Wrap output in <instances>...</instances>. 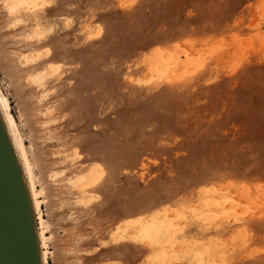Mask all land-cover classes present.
I'll return each mask as SVG.
<instances>
[{
	"label": "rangeland",
	"instance_id": "rangeland-1",
	"mask_svg": "<svg viewBox=\"0 0 264 264\" xmlns=\"http://www.w3.org/2000/svg\"><path fill=\"white\" fill-rule=\"evenodd\" d=\"M11 2L0 0V94L30 164L46 264H264V0ZM91 167L89 185L70 180ZM241 183L247 206L228 222L184 209L201 186L245 200ZM173 208L184 216L153 238L176 230L179 261L152 263L158 245L117 227ZM195 238L212 246L198 253Z\"/></svg>",
	"mask_w": 264,
	"mask_h": 264
},
{
	"label": "bare ground",
	"instance_id": "bare-ground-1",
	"mask_svg": "<svg viewBox=\"0 0 264 264\" xmlns=\"http://www.w3.org/2000/svg\"><path fill=\"white\" fill-rule=\"evenodd\" d=\"M12 1L13 2L8 3V7L14 11H16L17 9L18 10L24 9L25 11H31V10H34L37 8L45 7L49 3V0H12ZM19 18H21V17H19ZM21 19H23V18H21ZM14 23H15V21H14ZM39 25L40 24H38V22L36 23V25H34L33 35L38 36L41 33V29H40ZM181 50L185 53V55L188 54V52L185 49L181 48ZM24 59H26V58H24ZM33 59H35V58H33ZM37 59H39V57ZM22 62H23V60H22ZM159 68H161V67H159ZM163 72H164V70H163ZM45 75H46V73L43 71L40 73H35L34 76H32V78L36 79V81L37 80L40 81L42 78L45 77ZM166 75H168V74H166ZM166 79H167V77H166ZM6 105H7L6 98L4 97L3 94H0V147L4 153L8 167L10 169V173L12 176L14 186L16 187L17 192H18L20 205H21V208L24 212L23 214H24V221H25V227H26L25 228L26 234L29 237L30 247L32 246V248H31L32 264H44L46 262V259H47V250H46L45 246H43L45 244L46 235H45L44 229L42 227V217H41V212H40V201H39V198L37 197V192H36L33 177L31 174L30 164H29V161H28V158L26 155L25 146H24V144H23V142H22V140L18 134V131L16 129V125H15V122H14L12 116H10V115L7 116V114L5 112V106ZM91 168L93 169L92 171H94V169H96L93 167H91ZM89 171H90V169H89ZM89 171H88L89 174L87 173V175H86V173L84 175H75V176L71 177L70 180L74 181V182H82L81 184L84 183L86 185H89L90 180H91L90 174L96 175L95 171H94V173L93 172L90 173ZM97 171L99 172V170H97ZM96 176H98V175H96ZM92 178H94L93 180H95L96 177L92 176ZM235 187H236V192H238L240 194V196H242L243 198H247V199H245V200L237 199L235 194L230 192V185L229 184H224L221 187H216L213 185L201 186L199 188L198 197L196 198V200L193 203L186 205L185 208L184 207H180V208H182V209L184 208L185 211H188V214H191V216L195 220L204 221L207 218H209L208 216L214 214L215 217L218 215H224L225 220L224 219L223 220L228 222L229 214H227V212H229V211L235 212L236 206H242V205L247 206L245 201L248 200V198H249V196H248L249 191H248L247 186L245 184L241 183ZM164 207H165V205H164ZM215 207L220 208V210L217 211ZM172 210L174 212L173 213L174 215L170 214L171 212L169 213L165 209L164 211H161L159 214L153 213V214L148 215V216L142 215V216L137 217L134 220L125 221L124 225L122 224L123 227H120L121 225L120 226L118 225L117 227H118V229H120V231H122L121 229H126L125 227H134L133 230H135V239L136 240H139L140 242H142L148 246H153L154 244L158 245V248L155 250V253L152 255V256H154L155 260H152L150 258L152 260V263H154V262L155 263H161V262L162 263H169V262L179 261V258L177 256L178 255L180 256V253L178 252L176 247H181V249H182V247L186 241H184L185 239H183V238L180 239L178 237V235H177L178 232H176V230H172V231H170V233L166 234L167 235L166 238L162 239V237H163L162 236L161 239H158V238L154 239L155 238L154 236L159 234L160 231H163V230L165 231L166 229H169V227L174 226V225H171V223H170L171 219H175L176 217L178 218L179 216H184V215H182L183 210L179 211V209H176V208H173ZM169 211H170V209H169ZM257 211H258V209H257ZM219 217H218V219H219ZM37 219L39 220V222L41 224V227H42L41 230L37 229V227L35 225V221ZM116 229H115V231H117ZM173 229H174V227H173ZM113 233H115V232H113ZM118 234H120V233H118ZM125 234H126V232H125ZM163 234H165V233H163ZM159 235H161V234H159ZM192 238H194V237H192ZM179 240H180V242H179ZM176 241H178V243ZM193 241L196 243L195 244L196 249H197V247L200 249L199 250L200 252L198 251V253L206 252L208 250V248L212 246L211 242L205 246H203L202 244L200 245L199 240L196 238ZM194 251H196V250H194ZM176 252H178L179 254L175 255ZM195 254H197V253H195ZM198 258H201V257H198ZM205 258H206V256H205ZM181 260H182V258H181ZM196 262H198V261H196ZM148 263L150 264L151 261L148 260Z\"/></svg>",
	"mask_w": 264,
	"mask_h": 264
},
{
	"label": "water",
	"instance_id": "water-1",
	"mask_svg": "<svg viewBox=\"0 0 264 264\" xmlns=\"http://www.w3.org/2000/svg\"><path fill=\"white\" fill-rule=\"evenodd\" d=\"M23 213L0 147V264H32V246L26 234Z\"/></svg>",
	"mask_w": 264,
	"mask_h": 264
}]
</instances>
